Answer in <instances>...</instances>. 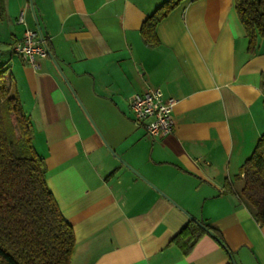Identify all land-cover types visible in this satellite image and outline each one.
<instances>
[{"label":"crops","instance_id":"1","mask_svg":"<svg viewBox=\"0 0 264 264\" xmlns=\"http://www.w3.org/2000/svg\"><path fill=\"white\" fill-rule=\"evenodd\" d=\"M165 1L5 0L0 66L74 230L70 264H264V224L237 194L264 133V39L248 50L234 0H183L149 45L141 26ZM25 29L48 38L38 68L12 51ZM154 87L175 100L174 125L151 138L129 98ZM190 219L232 254L208 232L184 252Z\"/></svg>","mask_w":264,"mask_h":264},{"label":"trees","instance_id":"2","mask_svg":"<svg viewBox=\"0 0 264 264\" xmlns=\"http://www.w3.org/2000/svg\"><path fill=\"white\" fill-rule=\"evenodd\" d=\"M183 0H166L147 17L140 32L158 43L156 26ZM248 50L264 39V0H234ZM5 0H0V18ZM0 66V264H70L75 247L71 224L62 216L47 185L43 158L33 146L30 121L10 75ZM8 79V84L6 81ZM237 194L254 218L264 224V133L241 166ZM208 232L228 248L221 232L190 219L174 240L189 251ZM229 264H233L230 261Z\"/></svg>","mask_w":264,"mask_h":264},{"label":"built area","instance_id":"3","mask_svg":"<svg viewBox=\"0 0 264 264\" xmlns=\"http://www.w3.org/2000/svg\"><path fill=\"white\" fill-rule=\"evenodd\" d=\"M23 24L22 14L16 20ZM13 53L23 58L33 68H38L37 57L49 55L48 38L38 30L25 29L22 38L15 42ZM174 99L166 98L159 87L135 93L129 98L131 120L135 125H145L151 138L165 135L173 130L172 108Z\"/></svg>","mask_w":264,"mask_h":264},{"label":"rangeland","instance_id":"4","mask_svg":"<svg viewBox=\"0 0 264 264\" xmlns=\"http://www.w3.org/2000/svg\"><path fill=\"white\" fill-rule=\"evenodd\" d=\"M29 2V1H28ZM29 5H30V2H29ZM0 58H2V55H0ZM3 66V65H2ZM8 76V74L6 73V75H5V77H7ZM6 81H7V84L9 83L8 82V79L6 78Z\"/></svg>","mask_w":264,"mask_h":264},{"label":"water","instance_id":"5","mask_svg":"<svg viewBox=\"0 0 264 264\" xmlns=\"http://www.w3.org/2000/svg\"><path fill=\"white\" fill-rule=\"evenodd\" d=\"M49 55L51 56V53H50V52H49ZM195 221H197V220H195ZM197 222H199V221H197ZM230 258H231L232 263L235 264V262H234V260L232 259V257H230Z\"/></svg>","mask_w":264,"mask_h":264}]
</instances>
